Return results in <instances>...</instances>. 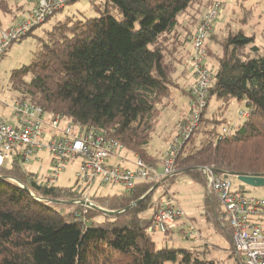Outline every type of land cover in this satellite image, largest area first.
I'll use <instances>...</instances> for the list:
<instances>
[{
    "label": "trees",
    "instance_id": "1",
    "mask_svg": "<svg viewBox=\"0 0 264 264\" xmlns=\"http://www.w3.org/2000/svg\"><path fill=\"white\" fill-rule=\"evenodd\" d=\"M204 1H90L99 15L66 17L45 30L29 64L11 72L10 89L20 101L114 139L158 169L149 145L185 60L186 44L176 36L179 16ZM0 8L11 10L7 0H0ZM254 44V37L236 30L222 45L207 107L181 146L172 177L162 185L144 181L132 192L96 196L99 206L121 212L117 215L96 221L99 211L76 204L64 213L52 202L74 201V188L51 184L48 177L40 182L18 159L0 167V264H214L194 249L157 247L150 231L159 203L155 196L180 176L204 186V168L219 178L264 176V56ZM213 100L221 103L219 114L234 100L246 101L249 117L234 134L216 131L224 122L216 113L206 118ZM206 203L210 210L221 205L214 194ZM149 210L151 218L143 217ZM223 222L232 236L229 221Z\"/></svg>",
    "mask_w": 264,
    "mask_h": 264
},
{
    "label": "built area",
    "instance_id": "2",
    "mask_svg": "<svg viewBox=\"0 0 264 264\" xmlns=\"http://www.w3.org/2000/svg\"><path fill=\"white\" fill-rule=\"evenodd\" d=\"M30 5L27 17L11 27L0 31V63L10 47L27 37L31 31L45 24L51 17L62 12L67 5L82 0H12ZM93 1V0H87ZM221 4L215 2L202 17L191 41L193 54L188 62L195 82L191 88L189 115L178 124L176 144L163 156L159 166L163 173L137 156H126V148L118 141L89 132L85 127L69 119L53 116L33 104L15 101L12 107L13 124L0 119V167L18 159L24 164L38 160L40 153L48 151L51 157L49 182L54 184L66 172L68 165L79 161L76 172V205L85 208L90 203L89 192L95 186H120L132 192L139 182L161 181L172 177L175 162L183 143L188 141L198 127L207 107L208 90L212 71L206 51L214 21L219 17ZM248 118L249 112H241ZM229 133L223 128L222 134ZM207 190L218 197L222 206V218L232 228V242L237 257L245 264H264V200L247 196L244 192L232 191L229 178H219L209 168H204ZM184 212L177 205L170 190L159 201L150 231L164 234L178 229ZM194 226L185 234L193 235Z\"/></svg>",
    "mask_w": 264,
    "mask_h": 264
},
{
    "label": "rangeland",
    "instance_id": "3",
    "mask_svg": "<svg viewBox=\"0 0 264 264\" xmlns=\"http://www.w3.org/2000/svg\"><path fill=\"white\" fill-rule=\"evenodd\" d=\"M216 1L221 4L220 14L219 17L214 21V27L211 33L212 36L210 35L211 38H208V43L206 42L209 48V67L212 73L216 71L218 66L217 61L223 54L222 45L225 43L226 39L232 31L242 30L247 36L254 37V45L259 48L258 56H264V0H205L204 3L199 7L190 10L187 14H182L179 16L180 27L176 32V36L179 35L178 39H180L183 44H186V36H189L190 34L192 35L197 30L201 23L202 17L211 9ZM7 4L11 9L10 11L4 12L0 8V31L11 27L17 21L25 19L27 17V11L30 7L28 3L22 1L14 2L12 0H7ZM190 13L193 14L190 15ZM98 15L99 14L91 6L89 1L82 0L74 2L67 5L62 12H59L58 14L51 17L48 22L35 29L32 35L23 38L10 47V49L6 53V56L0 63V119H3L7 124H13V121L11 119L12 107L15 101H19V98L18 95L10 89L9 77L13 70L19 69L24 65L29 64L32 54L37 48V37L41 36L45 30L51 29L56 22L64 20L66 17L77 16L81 19H84L97 17ZM183 26H186L188 34L183 29ZM190 43L191 45L188 44V48L190 50L189 57L188 53L186 52V45L184 46V48H182V54L185 56L182 67H185L186 71L187 62L193 54V43ZM178 74L179 72H177L174 77ZM173 93H175L173 97H170L168 99L171 105L166 104L167 106H165V108L161 112L159 122L157 124L155 132L152 135V139L149 145L150 152L158 157H160L164 151L170 150L176 144V135L178 132V127L176 125L185 114L184 111L187 97L182 96L179 91L175 92L174 88L172 89V94ZM173 104L176 105V108L172 106ZM220 106L221 103L217 100L211 101L206 114V118H212L216 113V117L218 119H224V122L217 126L216 131L221 135L223 128H228L229 133L227 135H232L241 125L244 124L245 118H242L240 114L241 112L249 111L246 101L234 100L223 114H219ZM159 163L161 162L159 161ZM78 164L79 161H77L74 168L70 167L69 164L66 172L54 184L60 187L75 189ZM26 165V168L31 173L37 175V178L40 182L46 181V178H43V176L45 175V171H42L38 163H34L31 166L30 164ZM48 171L50 174L52 169L49 168ZM180 179L186 180L188 178L186 176H180ZM229 179L232 183V191L244 192L249 197L264 200V188L250 187L241 183L235 177H230ZM190 183L196 189L201 190V185L194 182ZM174 185L175 184L171 186V190L173 191L175 190ZM168 190L169 189L164 185L161 189L158 190L155 196V200H157V203L160 201L162 196L167 193ZM121 192H123V188L120 186H107L101 189L97 187L89 192V202L92 203L91 205L98 206L105 211H112L105 206H99L95 201L96 195H98L99 193H102L103 195H113L120 194ZM199 205L200 202H196V206ZM51 206L55 207L57 210H62L64 213H71L76 209L74 201L62 203L58 202L52 204ZM106 215L108 216V214H105L103 211H99V214H97L94 219L96 221H103L105 217H107ZM142 216L145 218H151L152 211L149 210L143 213ZM210 230L211 231L209 235L211 236L210 242L212 243V245L219 244L220 246L226 247L227 240L221 234H218V232H216L212 227H210ZM152 236L158 248H163L166 245L179 248H195L194 250L203 252L206 255L205 258L209 262H213L214 264H239V262L237 261L238 258L234 257L233 255H229L228 251L219 250L212 246L207 250L204 243L197 244L194 241L182 240L178 233H172L171 238L168 237L167 240H165L166 235L164 233L156 230L153 231ZM204 236H206V234ZM239 259H241V262L243 261L242 256Z\"/></svg>",
    "mask_w": 264,
    "mask_h": 264
},
{
    "label": "crops",
    "instance_id": "4",
    "mask_svg": "<svg viewBox=\"0 0 264 264\" xmlns=\"http://www.w3.org/2000/svg\"><path fill=\"white\" fill-rule=\"evenodd\" d=\"M192 14L193 13H190V15H192ZM183 29L187 33L186 26L185 27L183 26ZM188 44L191 45V43L190 42L186 43V52L188 53V57H189L190 56V50L188 48ZM188 62L186 65L187 71L185 70L186 68L185 67L183 68L181 65L178 68L179 74L174 77L175 82L177 84V87L174 88L175 92L179 91V93L182 96L187 97V102L185 104V111H184L185 114L178 121V123H180L182 120H185L187 118V115H188L189 109H190V100H191L190 91H191V88L194 84V78H193L192 71L189 67ZM174 94L175 93H173L171 95V97H173ZM167 105H171V103L168 101ZM172 106L174 108H176L175 104H173ZM11 115H12V112H11ZM178 123L176 125L177 127H178ZM177 136H178V132L176 135V140H177ZM166 151H164L160 157L156 156L160 162L162 161L163 156L166 153ZM126 156L130 160H132L133 158L136 157L134 154H131L129 151H126ZM152 156H155V155L152 154ZM33 162L38 163L40 165V168L42 169V171H45V175L43 176V178H47L48 174H49L48 169L51 168V157H50L49 152L43 151L42 153H40L39 159L32 161L30 163V166L32 164H34ZM76 163L77 162L72 163L70 165V167L74 168V166H76ZM158 165H160V163ZM158 173H159V175H161L163 173L161 166H158ZM163 181H164V179L159 181V183L161 184V183H163ZM190 182H194V181H192L190 178L185 180V179H180V177H179V179L177 178L176 183L174 185L175 190L174 191L171 190V187L168 188L171 192L174 193V195L176 197L177 205L182 209V211L184 212L185 215L182 218L180 226L178 227V229L171 231L168 235H166L165 240H167L168 237L171 238L172 233H178L182 240L194 241L197 244H199V243L203 244L204 243L207 250L212 246V247H215L216 249H219V250L228 251L229 255H233L234 257H237V256H235V250H234V246H233V242H232V236L228 235V232L225 229L226 224L223 222L224 218H222V216H221L222 212H223L222 206L221 205H219V206L213 205L211 208L212 210H210V207L207 206L206 198H207V196L211 195V193L207 190L206 184L204 186L199 184L202 186V188H201V190H198L195 187H193ZM194 183H196V182H194ZM196 184H198V183H196ZM97 187H99V186H95L94 188H97ZM104 187H107V186H101L99 188L101 189ZM99 191H101V190H99ZM123 193H125L124 189H123V192H121L120 194H123ZM101 195H103V194L99 193L96 196H101ZM107 195H110V194H107ZM103 196H105V195H103ZM196 202H200V205L196 206ZM190 226H194L196 228V232L193 235L186 236L185 234L188 232V228ZM210 227H212L216 232H218V234H221L227 240V246L226 247L220 246L219 244L218 245H212V243L210 242L211 236L209 235V233L211 231ZM205 234H206V236H204ZM189 249H195V248H189ZM198 252H200V251H198ZM200 253H202L204 258L206 257V255L203 252H200Z\"/></svg>",
    "mask_w": 264,
    "mask_h": 264
},
{
    "label": "water",
    "instance_id": "5",
    "mask_svg": "<svg viewBox=\"0 0 264 264\" xmlns=\"http://www.w3.org/2000/svg\"><path fill=\"white\" fill-rule=\"evenodd\" d=\"M237 179L245 184L248 185L250 187H254V188H264V176H252V175H239L237 176ZM23 187V186H22ZM158 187V186H157ZM27 191H29L28 189H26ZM143 199H141L140 201H138L137 203H134L131 207H129L126 211L130 210L131 208H133L134 206L138 205ZM52 203H58V202H52ZM62 203V202H60ZM88 206H90L91 208L98 210V211H103L105 214L108 215H117L121 212H113V211H105L101 208H99L98 206L95 205H91L89 204Z\"/></svg>",
    "mask_w": 264,
    "mask_h": 264
}]
</instances>
